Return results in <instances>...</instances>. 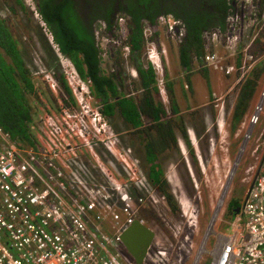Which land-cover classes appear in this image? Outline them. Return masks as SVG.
I'll list each match as a JSON object with an SVG mask.
<instances>
[{
	"label": "built area",
	"instance_id": "built-area-1",
	"mask_svg": "<svg viewBox=\"0 0 264 264\" xmlns=\"http://www.w3.org/2000/svg\"><path fill=\"white\" fill-rule=\"evenodd\" d=\"M176 26V20L166 23L171 32H175ZM153 47L149 58L159 74V83H163L164 66ZM249 48H244L240 67L228 65L226 73L240 69L244 75L253 67L256 59ZM66 58L64 77L75 103L67 99L66 105L62 102L60 108L56 107V113L47 112L41 117L39 145L19 146L10 132L0 127V264H138L122 252L121 234L138 218L148 197L140 189L147 186L146 174L136 166L137 159L129 162L126 157L123 173L116 175L91 145L97 138L112 152L114 135L106 134L111 127L101 110L91 111L85 103V95L92 96L91 79H84ZM220 61L216 53L205 55L209 65L217 66ZM45 79L51 90L58 93L60 83L55 73L47 72ZM263 113L264 88L253 113L242 124L246 144ZM78 139L82 142L75 144ZM85 145L96 157L95 170L103 176L101 180L90 172L93 167L81 161L83 153L79 149ZM130 153L128 148L125 154L129 158ZM79 159L86 165H80ZM260 159L259 173L231 222L233 232L217 233L210 264H264V153ZM161 198L165 201L164 196ZM212 223L214 226L215 217ZM148 258L153 264H166L168 250L159 246L153 253L149 250Z\"/></svg>",
	"mask_w": 264,
	"mask_h": 264
},
{
	"label": "rangeland",
	"instance_id": "rangeland-1",
	"mask_svg": "<svg viewBox=\"0 0 264 264\" xmlns=\"http://www.w3.org/2000/svg\"><path fill=\"white\" fill-rule=\"evenodd\" d=\"M169 20L173 21V19L168 18L166 21L152 27L151 30L146 28L145 31H147L146 34L148 37L155 40L156 43H159V41H156L157 39L155 38H159L161 41L168 40L170 42L169 46H171V48H167V56L163 58L165 80L170 77L167 81V85H172L173 92L178 98L182 97L185 99L184 97L187 96L189 99V102L187 100H182L180 102L181 106L179 107V101L177 100L178 105L174 104L175 97L174 99L169 97L168 90L166 89L167 94H165L168 98L164 100L160 92V97H156L157 101L163 102L168 111H170V114L173 112V106L176 111L180 108H189V106L193 108L196 107L193 111L188 113L189 115L192 113L190 117L187 115L184 119L189 143L184 141L181 133H178V146H173L170 150L161 155L165 175L171 185V190L178 200L180 210L171 214L169 208L166 207V203L161 198L162 195L157 193L150 186L145 151L143 147L140 146L139 139L133 132L131 125L118 113L113 117V120L111 119V123L109 119H106L109 127H111V132H106V134L113 133L114 135L113 140H115V143H112L114 151L111 152L106 145L97 138L93 139V142L91 141V145L94 146V149L100 154L105 164H107L116 175L121 176L120 174L123 173V165H125L123 159L126 157L129 162L137 159L135 162L137 163L136 166L143 171V175L144 173L146 174L147 186L144 190H142L143 187L140 189L148 193V199L146 198L143 208L138 214V218L143 219L146 225L156 231V238L151 246L150 252L153 253L159 246H162L168 250L169 258L166 264H194L196 255L202 247V243L210 227L212 232L210 236H208L209 238L207 237L208 240H206L205 243L206 250L201 254V258L198 261V264H210L212 260L211 250L217 241L216 232L226 235H230L233 232L231 222L234 220L236 214H232L228 208L233 190L235 188L236 191H234V195L238 199L237 201L243 205L247 189L254 179L259 160H261L260 158L264 153V113L262 115L263 119H261L260 124L255 128L254 135L246 144L244 142L245 127L242 126L243 123H241L239 129L236 128L233 130L236 133L230 131V128L233 127L231 120L233 116V100L235 99L234 93L236 90L234 88H236L239 83L237 85L233 83L232 85H235L234 88L226 98L223 96L221 100L219 99L220 101L217 100L216 96L212 97L211 95L212 92L217 91L218 86H216V84H221L222 82L228 84L230 80L229 77L231 76H227L223 70L211 66H207L203 74V70L199 69L196 63L193 65L196 73H193L191 76L193 91L186 87V83H184L183 90L179 85L177 86L176 81L171 79L179 77L184 81L187 75L181 65L179 53H177L179 51L175 48L176 42L171 38L174 33L169 32L166 28V23H168ZM250 25L251 24L248 26L250 27ZM44 28V25L42 27L40 23L32 19L29 20V18L26 20L22 18L21 23L16 22L12 24V29H17V34H22L21 38L23 41L24 56L34 71V79L40 88L39 101L32 102L36 111L35 123L33 124V130L36 135L39 134L41 127V117L47 112L56 113V107L60 108L61 105H63L62 102L66 105V101L60 98V93L52 91L48 82H45V74L47 72H54L57 78L61 75L64 76V69L67 67V60L65 59L67 58L59 53L57 47L51 40L52 35L50 31ZM260 28V25L255 27L252 30L253 34H250L248 37L245 34L246 37H244L239 44L246 46L252 43L253 35H258L257 31L260 32ZM41 31L49 42L51 40L52 46H48L47 48L42 45L38 38ZM24 36L30 37L24 39ZM207 37L208 48L206 49V53L215 52L223 59L220 54L223 53L224 44L226 45V42H229L230 38H228L227 35H220L219 38H212L211 35H207ZM156 43L155 45L146 43L143 50L145 59L148 60L147 52H149L151 48H154L153 46L161 50V47H159L158 43L156 46ZM239 49L236 55L243 52L244 48L239 47ZM126 68L128 72H130L132 81L131 79L126 80V87L123 89L124 93L141 99L143 95L141 80L138 76L134 77L133 75L132 70L134 69V64L128 63ZM235 81L237 82L238 78H236ZM263 88L264 86L262 89ZM262 89H259L258 96ZM221 91L222 90H220L219 93H221ZM223 92L221 94H223ZM193 93L195 95H193ZM85 97V103L90 105L91 111H95L96 108L100 109L98 107L99 104H96V99L90 97L88 94H86ZM256 100L251 102V112H249V115L247 114L248 116L253 113ZM206 113L209 116V121L206 120ZM197 115L201 119H195ZM144 120L147 122V125L151 124L148 117H144ZM81 142L82 140L80 139L74 141L75 144ZM244 143L246 147L245 150H242V145H244ZM257 147H259V149L255 152L254 150ZM128 148L131 149V158L125 154ZM79 152L80 154L83 153L81 161L83 160L84 163H87L89 168L93 167V169H90V172L96 179H103V176L95 170L96 157L91 154L90 147L87 145L82 146ZM81 161L79 159L80 165H86ZM116 169L121 173H118ZM140 189L136 190L139 194ZM216 211L217 217L215 216ZM214 217L216 223L213 226L212 222ZM163 227L169 228L175 236L172 243L162 238L164 231ZM121 250L129 255L128 251H124L123 247H121ZM145 264H153L151 259H148V256Z\"/></svg>",
	"mask_w": 264,
	"mask_h": 264
},
{
	"label": "trees",
	"instance_id": "trees-1",
	"mask_svg": "<svg viewBox=\"0 0 264 264\" xmlns=\"http://www.w3.org/2000/svg\"><path fill=\"white\" fill-rule=\"evenodd\" d=\"M144 1L146 0H140V4L142 5ZM229 3L231 4L230 1ZM137 7L128 10L131 14L134 12V23L132 24L134 33L132 39L130 36L129 45L131 52L138 54L134 56L133 60L141 78L142 88L146 92L140 103L134 97L123 96L118 85L112 81V77L102 74L100 48L94 36L76 18L75 13H69L70 6L63 4L60 7L52 8L47 5L43 8V15L64 56L71 59L84 79L90 78L94 81L96 88L94 94L101 99L102 112L105 115H114L118 110L136 129V136L140 146L145 151V158L148 163L149 184L153 190L165 197L166 207L169 208L171 214H174L180 210V207L165 175L161 155L173 146H178V133H181L184 141L188 143L189 137L184 118L177 115L179 111H176L173 106V112L170 114L163 102L157 101L156 94L159 93V87L157 74L152 64L149 63L148 65L140 61L146 39L144 22L142 24V17L138 12L140 9L136 10ZM232 7L230 5L227 13H230ZM170 12L172 11L166 10V13ZM210 17L209 10H204L199 17L194 15L188 17L184 24L187 37L185 42L180 45L179 55L181 64L186 69L191 68L194 58L200 63L205 60L206 45L203 34L204 30L208 28ZM144 18L151 24H157L156 14L147 13ZM221 28L223 31L227 29L226 21ZM263 38L264 33L261 32L255 44L260 43ZM33 72L24 53L18 46V41L14 34L12 35V28L9 24L0 21V127L10 132L13 140L22 147L39 145L38 137L33 130L36 111L32 102L39 101L40 88L34 79ZM263 77L264 65L262 63H259L256 69L254 68L251 76H245L239 89L233 113L235 128L240 125L250 110L252 100L262 87ZM60 84L66 95L69 96L70 103H75L71 88L62 75L60 76ZM168 89L171 94L172 86L168 85ZM109 92L112 94V98H109ZM170 115L174 116L171 117ZM143 116L148 117L151 124L147 125ZM237 200V198L232 199L228 203V208L232 214H235L237 208L241 207V203ZM142 208L143 206L140 211ZM163 229L162 238L172 243L175 239L172 231L165 227Z\"/></svg>",
	"mask_w": 264,
	"mask_h": 264
},
{
	"label": "flooded vegetation",
	"instance_id": "flooded-vegetation-1",
	"mask_svg": "<svg viewBox=\"0 0 264 264\" xmlns=\"http://www.w3.org/2000/svg\"><path fill=\"white\" fill-rule=\"evenodd\" d=\"M251 1L253 4L256 2L255 5L257 9H255V16L258 17L262 15L261 13L263 12V9L261 8L260 0ZM246 2L247 0H146L141 5L140 0H0V21L9 24L11 28L13 23H21L22 18L24 20L27 18H29V20L32 19L33 21L40 23L42 27L44 25V29H48L52 35L51 40L53 44L57 47L59 53L64 56L55 40L54 33L52 32L49 24H47L46 20L44 19L43 8L47 5L52 8L60 7L63 4L70 6L71 9L69 10V13H75L76 18H78L83 26H85V28L88 30V32L94 36L97 45L100 48L102 74L107 77H112V81L118 85V89L121 94L123 93V96L133 97L132 95L125 94L123 90L126 87V80H130L132 78L130 76V72H128V69L126 68L128 63L134 64V69L137 72V75L140 77L137 67L135 66V61L133 60L134 56H137L138 54H133L129 45V41L132 39V35L134 33V28L132 27V24L134 23V12L131 14L128 11L129 8L138 6L136 10L140 9L138 12H140V17H142V24L144 22V32H146V28H152L158 25V23L166 21L168 18L176 20V30L178 31L175 30V34L178 35L177 40L179 41L180 46L185 42L187 37V32L185 30L186 27L184 25L187 22V18H190L192 15L199 17V15L202 14L204 10H209L211 14V17L208 19V28L204 30V39L206 35L223 36L226 34L229 37H236L237 33L240 34L239 27L244 24L245 29L246 25H249L251 22L249 21V18L252 15H249L250 8L248 5H246ZM230 5L233 7L230 8V13H227ZM166 10H170L172 12L166 13ZM236 12H238L240 15V19L238 21H236ZM147 13L157 15V24H151L146 18H144ZM225 21L227 24V29L223 31L221 26L223 23H225ZM246 22L248 24H246ZM244 29H241V31L243 32ZM13 34L15 39L18 41V46L23 52L24 47L21 38L22 34H17V29H12V35ZM28 37L30 36H24V39H27ZM38 38L42 45L46 46L47 48L48 46L53 45L50 39L49 42L45 38L42 31L39 33ZM145 46L146 44L144 45V48ZM127 49L130 52L128 56ZM140 61L149 65L148 60L144 57V53ZM58 80L60 83V77H58ZM89 88L91 90V97L96 99V104H99L98 107L102 112L101 99L94 94L96 93V88L93 80H91ZM58 92L60 93L61 99L64 101L68 99L69 96L66 98V93L64 92L61 84L59 86ZM109 94V98H112V94L110 92ZM144 95L145 93H143L141 98H143ZM134 99H138V103L141 102L139 97H134ZM117 113L131 125V123L128 122L118 110H116L114 115H105L102 112L104 117L110 120V123L111 119L113 120V117ZM131 128H133L132 125ZM135 130L136 129L133 128V132L136 135ZM259 170L260 167L256 169L254 177L257 175V173H259ZM234 191H236L235 188L230 200L236 199ZM122 247L124 251L127 250L124 245H122Z\"/></svg>",
	"mask_w": 264,
	"mask_h": 264
},
{
	"label": "crops",
	"instance_id": "crops-1",
	"mask_svg": "<svg viewBox=\"0 0 264 264\" xmlns=\"http://www.w3.org/2000/svg\"><path fill=\"white\" fill-rule=\"evenodd\" d=\"M260 2H261V8L263 9V12L261 13L262 15H260V16H258V17H256L255 16V12H256V10L255 9H257L256 8V2L253 4V2L251 1V0H247V2H246V5H248L249 6V8H250V14L249 15H252L250 18H249V21H251L250 22V27L248 26V25H246V29H244V27H243V32L241 31V29H242V25L239 27V30H240V34L239 33H237L236 34V37L235 36H227L228 38H230V40H229V42H226V45L224 44V50H223V53H221L220 55H221V57H223V59H221V61L219 62V64L217 65V66H214V65H209L208 63H206L205 62V60H203V62L202 63H200L199 62V60H197L196 58H194V60H193V63H192V66H191V68L190 69H186V68H184V72L186 73V75H187V77L185 78V80L183 81V80H181L182 78H179V77H176V78H172L171 80H174V81H176V85L178 86H180V88L183 90L184 89V83H186L185 85H186V87L187 88H189L191 91H193V84L191 83V81H192V78H191V76L193 75V73L195 74L196 73V71H195V69L193 68V65L194 64H196V65H198L199 66V69H201V70H203V74L205 73V70H206V67L207 66H211V67H214V68H216V69H221V70H223L224 71V73H225V75H227V76H231V77H229L230 78V80H229V82H228V84H226L225 82H222L221 84H216V86H218V88H217V91H215V92H212V97H214V96H216L217 97V100H221V98L223 97V96H225V98L228 96V94L231 92V90L234 88V86L235 85H232L233 83H236V85L239 83V85L238 86H236V88H234V89H236L235 90V93H234V97H235V99L233 100V102H234V106H233V109H232V111H233V113H234V109H235V105H236V102H237V99H236V97L238 98V95H239V89H240V87H241V84H242V82H244V79H245V76H251V74H252V72H253V70H254V68L256 69L257 68V66H258V64L259 63H262L263 65H264V44H262V43H264V42H261L262 40H264V38L263 39H261V41H260V43H257V44H255L256 43V40L260 37L259 35H260V33L262 32V34L264 33V0H260ZM239 8V7H238ZM249 11V10H248ZM247 17H248V15H247ZM256 20V21H255ZM246 24H248L247 22H246ZM261 26V30H260V32L259 31H257L258 33H259V35H257V34H254L253 35V41H252V43H250V44H248L249 46H250V48H249V53L250 54H252V55H254V57H255V62H254V64H253V67L248 71V72H246V73H244V75H243V72H242V70H240V69H238V70H236V71H234V72H232V73H230V74H228V73H226V67L228 66V65H234L235 66V68L237 69L238 67H240V65L242 64V61H243V59H244V55H245V53H244V49H243V52H241L240 54H237L236 55V53L240 50L239 49V47H243V48H245L246 46H242V45H240L239 43H240V41H242L243 39H244V37H246L245 36V34L247 35V37L250 35V34H253V29L255 28V27H258V26ZM176 31H178V30H176ZM245 31H247V32H245ZM249 31V32H248ZM242 32V33H241ZM174 34L171 36V38L173 39V41L174 42H176L175 43V48H176V50L177 51H179L180 52V46H179V41L177 40L178 38H177V34H175V32H173ZM256 33V32H255ZM226 35V34H225ZM212 36V38H215V37H217V38H219L220 37V35H211ZM206 37H207V35H206ZM206 37H205V45H206V49L208 48V40L206 39ZM208 38V37H207ZM233 38V39H232ZM155 39H157L156 41H159V43H158V45H159V47H161L162 48V50H163V58H166V56H167V48L169 49V48H171V46H169L170 45V42L168 41V40H162L161 41V39H159V38H155ZM150 40H152V42H154V43H156L155 42V40H153L152 38L150 39ZM167 41V42H166ZM147 42V41H146ZM157 43H156V46H157ZM259 44V45H258ZM170 52V51H169ZM179 52H177V53H179ZM211 53H213V52H211ZM215 53V52H214ZM207 54V53H206ZM217 54V53H216ZM218 55V54H217ZM179 59H180V55H179ZM181 62V61H180ZM182 65V64H181ZM201 67V68H200ZM202 68H205V69H202ZM199 69H198V71H199ZM133 71V75H134V77H136V76H138V75H135L134 74V71H135V69H133L132 70ZM197 71V72H198ZM247 74V75H246ZM206 76V75H205ZM139 77V76H138ZM140 78V77H139ZM169 78L170 77H168L167 78V80H165V77H164V82L163 83H159V81L157 80V85H158V87H159V93H157L156 94V97L158 96V97H160V92H161V96L163 97V99L165 100V99H167L168 98V96L169 97H172V99H174V97H175V103L174 104H176V105H178V103H177V100L179 101V107L181 106L180 105V102L182 101V100H189L188 99V97L187 96H185L184 98L185 99H183L182 97H177V95H175V93L173 92V90H172V93L170 94V92H169V89H168V85H167V81L169 80ZM236 78H238V81L236 82L235 80H236ZM247 79V78H246ZM140 80H141V78H140ZM262 84H261V86L263 87V85H264V77L262 78ZM260 82V83H261ZM169 85H171V84H169ZM176 85H175V88H176ZM232 85V86H231ZM172 86V85H171ZM207 86V85H206ZM141 87H142V85H141ZM261 87V88H262ZM173 88V87H172ZM166 89L168 90V96H166V94H167V91H166ZM220 90H222L221 91V93L223 92V94H221V93H219L220 92ZM197 91V90H196ZM208 91V90H207ZM142 92L143 93H146L145 92V90L142 88ZM233 92H234V90H233ZM166 93V94H165ZM165 94V95H164ZM173 94H174V96H173ZM192 94V93H191ZM193 95H195L194 93H193ZM192 95V96H193ZM183 96H184V94H183ZM258 96V93H257V95H256V97ZM218 97H220V98H218ZM256 97L252 100V101H255L256 100ZM259 97V96H258ZM157 99V98H156ZM191 100V99H190ZM219 100V101H220ZM258 100V99H257ZM257 100H256V103H257ZM189 102V101H188ZM255 103V104H256ZM164 104V103H163ZM165 106V105H164ZM255 107V106H254ZM196 107H191V106H189V108H185V109H183V108H180V109H178V114L177 115H180V116H182L184 119L187 117V115H188V117H190V115L192 114H188L190 111H193L194 109H195ZM167 109V108H166ZM168 110V109H167ZM253 110H254V108H253ZM249 112H251V110H249L247 113H246V115L248 114L249 115ZM175 115H176V113H175ZM245 115V116H246ZM248 115L246 116V118H245V116H244V118H243V120L244 119H247L248 118ZM205 116H206V120L207 121H209L210 119H209V116H208V114L206 113L205 114ZM195 119H201L200 117H198V115H197V117H195ZM242 120V121H243ZM231 122H232V124L234 123L233 122V116H232V120H231ZM240 125H241V123H240ZM240 125L237 127V129H239V127H240ZM235 127H234V125H233V127H231L230 128V131H233V130H235L234 129ZM227 129V128H226ZM234 133H236L235 131H233ZM217 233H219V232H216V234ZM200 250V249H199ZM127 254V253H126ZM128 255V254H127ZM130 255V254H129ZM130 257L132 258V259H134L131 255H130ZM149 259V258H148ZM135 260V259H134ZM146 261V260H145ZM144 264H145V262H144ZM198 264V263H197Z\"/></svg>",
	"mask_w": 264,
	"mask_h": 264
},
{
	"label": "water",
	"instance_id": "water-1",
	"mask_svg": "<svg viewBox=\"0 0 264 264\" xmlns=\"http://www.w3.org/2000/svg\"><path fill=\"white\" fill-rule=\"evenodd\" d=\"M243 27L244 24L242 29ZM239 211L240 207L236 212ZM155 238L156 231L140 218L131 223L121 234L123 245L138 264H144Z\"/></svg>",
	"mask_w": 264,
	"mask_h": 264
},
{
	"label": "clouds",
	"instance_id": "clouds-1",
	"mask_svg": "<svg viewBox=\"0 0 264 264\" xmlns=\"http://www.w3.org/2000/svg\"><path fill=\"white\" fill-rule=\"evenodd\" d=\"M236 16H239V19H240V15L238 14V12H236ZM146 43L148 44V43H150V44H154L155 45V43L154 42H152V40H150V38L149 39H147L146 38ZM152 42V43H151ZM152 44V45H153ZM157 50H158V52H159V57H160V59H161V62H162V64H163V50H162V48H161V50L159 49V48H157ZM130 53V52H129ZM148 53V62L149 63H151L152 64V66H153V63H152V61H151V59L149 58V53H150V51L149 52H147ZM129 55V54H128ZM127 55V56H128ZM66 57V56H65ZM71 60V59H70ZM153 68H154V70H155V72H156V74H157V80L159 81V74H158V72H157V70L155 69V67L153 66ZM134 74L135 75H137V72L136 71H134ZM164 77H165V67H164ZM244 121H242L241 123H243ZM243 126V125H242Z\"/></svg>",
	"mask_w": 264,
	"mask_h": 264
},
{
	"label": "bare ground",
	"instance_id": "bare-ground-1",
	"mask_svg": "<svg viewBox=\"0 0 264 264\" xmlns=\"http://www.w3.org/2000/svg\"><path fill=\"white\" fill-rule=\"evenodd\" d=\"M238 163H239V162H238ZM213 216H214V215H213ZM211 232H212V230H211V228L209 227V229H208V233H207V236H206L204 242L202 243V244H203L202 247L200 248V250L198 251V253H197V255H196V260H195V263H194V264H197V263H198V261H199L200 258H201V254L206 250L205 243H206V240H208L207 237L210 236ZM208 238H209V237H208Z\"/></svg>",
	"mask_w": 264,
	"mask_h": 264
}]
</instances>
